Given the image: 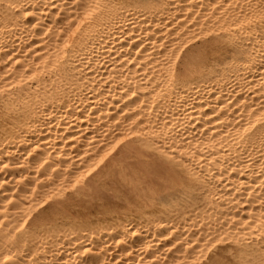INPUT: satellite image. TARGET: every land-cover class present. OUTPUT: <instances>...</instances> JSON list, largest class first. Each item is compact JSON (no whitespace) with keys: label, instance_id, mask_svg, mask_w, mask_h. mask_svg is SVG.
<instances>
[{"label":"bare ground","instance_id":"bare-ground-1","mask_svg":"<svg viewBox=\"0 0 264 264\" xmlns=\"http://www.w3.org/2000/svg\"><path fill=\"white\" fill-rule=\"evenodd\" d=\"M0 264H264V0H0Z\"/></svg>","mask_w":264,"mask_h":264},{"label":"rangeland","instance_id":"rangeland-1","mask_svg":"<svg viewBox=\"0 0 264 264\" xmlns=\"http://www.w3.org/2000/svg\"><path fill=\"white\" fill-rule=\"evenodd\" d=\"M135 183L137 184L138 190L137 189L131 190L126 185H124L123 186L124 190L122 191H125V193L129 195H135L139 191V189H143L146 186L145 182L140 181V180L136 181Z\"/></svg>","mask_w":264,"mask_h":264}]
</instances>
